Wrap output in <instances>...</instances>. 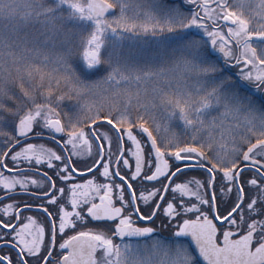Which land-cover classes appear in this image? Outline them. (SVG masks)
I'll return each instance as SVG.
<instances>
[{
    "label": "snow or ice",
    "instance_id": "snow-or-ice-1",
    "mask_svg": "<svg viewBox=\"0 0 264 264\" xmlns=\"http://www.w3.org/2000/svg\"><path fill=\"white\" fill-rule=\"evenodd\" d=\"M0 138V264H264V0H0Z\"/></svg>",
    "mask_w": 264,
    "mask_h": 264
},
{
    "label": "flooded vegetation",
    "instance_id": "flooded-vegetation-1",
    "mask_svg": "<svg viewBox=\"0 0 264 264\" xmlns=\"http://www.w3.org/2000/svg\"><path fill=\"white\" fill-rule=\"evenodd\" d=\"M100 131L101 132H103V131H109V134L113 136V151H115V135H114V133H112L110 131V129L106 125V123L101 126ZM143 139H145V138H142V142H143ZM30 142H34V143H45L49 147H54V148L56 147V145L53 142H51V141L48 140L47 136H45L41 140H32ZM129 147H131V143L129 141H127V139H125L124 148L127 150ZM146 151H147V148H146ZM126 155L128 156V158L130 160V163L134 167L135 158L134 157H131V154L130 153H127V151H126ZM74 159H76V158L74 157ZM85 159H87V157H85ZM20 167L26 168L27 166L26 165H20ZM43 171H47V168L46 167L42 168L41 169V172H43ZM5 174L11 175L13 173H6L5 172ZM76 175H77V180L75 182H83V180H86V179H89L90 178V175L88 173H83V174L77 173ZM186 176H188V177L197 176L198 178H204V173L203 172H200V171H191V172L186 173ZM245 176H249V174L248 173H245ZM36 178L39 179L40 178L39 175H37ZM101 182H103L102 181V178H101ZM29 190L30 191L35 190L34 189V186H29ZM246 191H248V190L246 189ZM2 194L3 193L0 192V195H2ZM234 196H235V192H233L232 194H230L228 197H224L223 198L224 203L221 205V210H223V208L229 206V204L231 203V200H232V198ZM218 198H219V194H218ZM17 199H22V200H24L26 202L29 201V197L26 196V195H20V196L17 197ZM4 202L7 203L8 201H4ZM21 213H22V216L34 215L41 222L44 221L43 215L38 214L35 209H33L32 211H25L23 208H21ZM156 227H157L158 230L151 237H146V238H136V237H132V238H126V241L127 240H130L131 243H133V244H139V243L149 244V243L152 242L153 239L167 240L169 238V236H170L169 231L167 229L162 228L160 226V222L159 221H157Z\"/></svg>",
    "mask_w": 264,
    "mask_h": 264
},
{
    "label": "trees",
    "instance_id": "trees-1",
    "mask_svg": "<svg viewBox=\"0 0 264 264\" xmlns=\"http://www.w3.org/2000/svg\"><path fill=\"white\" fill-rule=\"evenodd\" d=\"M66 106H67V102H66ZM3 138H0V141H2ZM0 147H2V143H0Z\"/></svg>",
    "mask_w": 264,
    "mask_h": 264
},
{
    "label": "rangeland",
    "instance_id": "rangeland-1",
    "mask_svg": "<svg viewBox=\"0 0 264 264\" xmlns=\"http://www.w3.org/2000/svg\"><path fill=\"white\" fill-rule=\"evenodd\" d=\"M12 175V174H11ZM1 193H2V191H0ZM139 244H141V245H143V244H145V243H139ZM150 244V243H149Z\"/></svg>",
    "mask_w": 264,
    "mask_h": 264
},
{
    "label": "water",
    "instance_id": "water-1",
    "mask_svg": "<svg viewBox=\"0 0 264 264\" xmlns=\"http://www.w3.org/2000/svg\"><path fill=\"white\" fill-rule=\"evenodd\" d=\"M125 139H127V138L125 137ZM5 172L8 173L6 170H5Z\"/></svg>",
    "mask_w": 264,
    "mask_h": 264
}]
</instances>
